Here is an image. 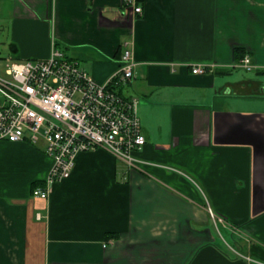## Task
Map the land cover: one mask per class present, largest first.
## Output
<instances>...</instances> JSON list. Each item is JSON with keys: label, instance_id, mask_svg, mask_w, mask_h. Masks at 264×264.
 I'll return each instance as SVG.
<instances>
[{"label": "crops", "instance_id": "1", "mask_svg": "<svg viewBox=\"0 0 264 264\" xmlns=\"http://www.w3.org/2000/svg\"><path fill=\"white\" fill-rule=\"evenodd\" d=\"M135 2L0 0L1 65L54 42L103 82L130 41L121 92L145 136L136 167L79 152L46 199L43 144L0 140V264H264V110L247 109L264 106V0Z\"/></svg>", "mask_w": 264, "mask_h": 264}, {"label": "built area", "instance_id": "2", "mask_svg": "<svg viewBox=\"0 0 264 264\" xmlns=\"http://www.w3.org/2000/svg\"><path fill=\"white\" fill-rule=\"evenodd\" d=\"M124 2L130 6L128 12H141L135 0ZM134 65L128 40L123 41L118 67L103 82L54 42L45 58L7 59L0 73V140L42 143L50 159L43 185L32 189L33 196L46 199L53 183L70 175L79 152L104 148L128 166L138 165L134 152L145 143L138 99L121 92ZM239 65L253 69L247 55ZM212 66L190 67L192 73L204 74Z\"/></svg>", "mask_w": 264, "mask_h": 264}, {"label": "rangeland", "instance_id": "3", "mask_svg": "<svg viewBox=\"0 0 264 264\" xmlns=\"http://www.w3.org/2000/svg\"><path fill=\"white\" fill-rule=\"evenodd\" d=\"M1 65V64H0ZM1 67V70H0V73H3V69L6 67V63L4 62V63H2V65L0 66ZM237 71H242V72H244V73H246V72H249V71H245V70H240V69H238ZM247 107V106H246ZM249 108H247V109H250V110H252V108H256V107H258V109H260V110H264V106H260V103H257V105H251V106H248ZM220 231H221V233H222V236L223 237H225L226 239H227V236H226V232H225V230H223V229H221L220 228ZM228 239H229V237H228ZM230 240V239H229Z\"/></svg>", "mask_w": 264, "mask_h": 264}]
</instances>
